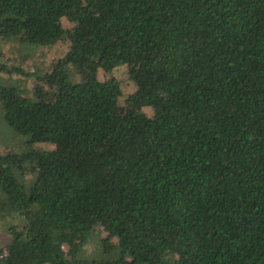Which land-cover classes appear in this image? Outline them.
I'll list each match as a JSON object with an SVG mask.
<instances>
[{
  "label": "trees",
  "instance_id": "16d2710c",
  "mask_svg": "<svg viewBox=\"0 0 264 264\" xmlns=\"http://www.w3.org/2000/svg\"><path fill=\"white\" fill-rule=\"evenodd\" d=\"M10 39L68 48L52 100L0 84L28 137L0 152V264H264V0H0Z\"/></svg>",
  "mask_w": 264,
  "mask_h": 264
},
{
  "label": "rangeland",
  "instance_id": "374dc122",
  "mask_svg": "<svg viewBox=\"0 0 264 264\" xmlns=\"http://www.w3.org/2000/svg\"><path fill=\"white\" fill-rule=\"evenodd\" d=\"M61 24L67 28L72 26V22L67 16L61 18ZM21 45L16 40H0V63L5 62L9 65H19L23 69L24 73L13 72L12 76L0 69V84L4 83H24L27 91L36 93L39 97L52 100L55 92V79L40 77L43 72L48 70V66L51 62H54L63 52L68 48V44L64 40H57L51 45H44L38 47L34 51H22ZM33 73V75H27ZM36 73V75H34ZM115 77H117L121 83L122 95L119 98V105L127 107L125 99L127 95L134 89L133 80L130 77L129 65L123 63L114 66L111 71ZM39 76V77H38ZM97 76L100 79H105L108 76V72L103 69H99ZM137 107V106H136ZM138 108V107H137ZM140 110L147 115L152 113V108L149 106H140ZM35 148H52L54 143L52 142H33L31 144ZM28 147V137L26 134L16 132L7 121L3 118V109L0 101V152L7 151H23ZM19 175H23L26 180H29L33 176V171L29 167L25 172H18ZM2 195L0 191V196ZM20 219L17 215L6 214L3 215L0 211V246H3L10 238L8 225L19 224ZM97 241L92 240L85 245V255L93 257L94 253H97Z\"/></svg>",
  "mask_w": 264,
  "mask_h": 264
}]
</instances>
